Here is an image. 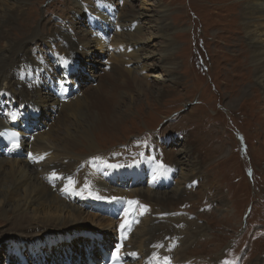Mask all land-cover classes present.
I'll list each match as a JSON object with an SVG mask.
<instances>
[{
	"label": "rangeland",
	"instance_id": "374dc122",
	"mask_svg": "<svg viewBox=\"0 0 264 264\" xmlns=\"http://www.w3.org/2000/svg\"><path fill=\"white\" fill-rule=\"evenodd\" d=\"M6 1L8 5L12 0ZM1 2L4 4L3 0ZM243 2L244 0H89L87 2L84 0H28L26 6H23L25 12L22 11V17L12 28L10 24L3 26V30L7 31L4 36L0 35V50L3 51L5 42L12 39H19L22 42L27 35H32L27 25L34 26L33 36L37 33L43 36L41 34H44L46 30L51 32L58 28L70 31L66 25L71 21L74 22V18H69V20L66 16L73 14L76 8L79 9V15L82 14V20L86 14L85 28L91 30L94 35L101 33L105 41L110 40L109 36L105 35L107 33L123 36V39L121 38L123 41L107 49L97 46L93 40L95 38H92V41L89 39L92 37L90 35L86 39L90 40L91 48L89 45V49L79 46L80 51L92 50L97 54L96 64L101 67V70L106 71L102 75V78L106 80L105 83L98 85L99 81L87 70L85 76H88V82L93 86L82 88V80L76 77L80 65H74V63L72 65L67 60H65L66 66L69 65L70 69L65 70L64 73L57 69V73L70 87L68 100L80 92L81 104L75 116L70 117L71 114L67 116L70 117L69 123L58 124L60 126L57 128L56 135L60 134L58 139L65 140L62 133L64 125H67L65 130L68 128L69 133H75L78 137L84 136L81 140H85L84 143L87 146L91 144L94 151L86 150L85 145L80 143L81 140L76 143L75 148L81 151L76 157L86 158V160L95 153H106L121 143L127 142L134 145L139 136L148 140L146 133L152 131L156 132L152 143L157 153L160 144L156 141L158 138L156 135H159V138L168 135L171 137V141L162 143V147L167 150L165 153L172 150L173 155H161L165 160H170L172 156L178 160L177 167L171 165L175 175L169 188L176 186V180L179 178L181 180L187 178L185 175L188 169V172L194 176L195 171H199L200 168L192 189L187 187L189 188L188 195H193V200L188 204L190 208L186 207L192 210L191 212H195L198 217L191 219L187 213L184 214L190 223L194 220L199 226L195 223L188 225L184 220H180L186 224L184 228L188 233H184V241L187 242L180 243L174 251V261L179 258H175L177 252L181 254L184 250L181 255L183 260L195 258L203 263L213 264L223 257L222 251L230 247V239L235 237L240 242L238 250L244 249L246 254L242 259V264H264V202H262L264 200V74H254L255 62L249 57L253 45L256 43L264 45V19L260 20L259 29L252 26L255 31H244L240 25L243 19H240L238 15ZM94 9L96 10L93 11ZM243 10L246 9L243 8ZM116 17L121 20H117ZM79 18L80 16H77L76 20ZM160 20L164 28L160 27ZM248 21L249 19H246L244 22ZM75 27L79 28L76 24ZM98 29H101L100 33L96 31ZM121 31L124 32L121 33ZM69 38L74 44L80 41L74 32L69 35ZM56 49L58 48L54 46H46L39 51L41 57L36 68L40 70L38 80L43 85L48 82V72L45 73L44 70L46 68L49 71L56 69L55 65L58 60L52 54ZM57 51L61 54V48ZM121 51L123 54L120 53ZM115 53L118 55H115L114 59L112 57ZM3 54H7V51ZM71 60L74 61V58ZM121 65L125 70L115 69V66ZM111 69L112 74L106 76ZM44 95L45 102L52 101L49 93ZM91 97L94 98L90 102ZM98 101L101 108H94L93 104ZM34 107L37 114L41 116L43 124L51 120L56 122L58 116L62 117V110L61 113L57 112L59 115H55L54 119H48L44 116V112L50 110L52 115L56 113L55 109L48 108V106L42 107L39 103ZM108 107L110 109L105 113L104 109ZM106 114L108 117L104 116ZM34 122L31 128H27L28 135L32 134L33 128H38L37 118ZM20 131L22 133L25 129L21 127ZM27 137H24L25 141L28 140ZM198 139L201 142L194 144L199 141ZM31 140L32 138L29 141ZM151 140L152 138L149 139L148 144H151ZM191 141L193 142L192 147H195L192 153L189 152ZM43 142L49 145L48 142ZM22 146L23 149L24 142ZM184 148L188 150V155L194 157L196 166L193 165V160L186 155L181 158V151L183 152ZM23 151L25 155L27 149ZM90 151L92 152L89 153ZM70 155L75 156L73 152H69L67 160ZM39 156L42 160L51 159L47 155ZM157 157L161 158L159 151ZM55 161L53 165L48 166V169L57 165V160ZM102 179H110V175L106 172L99 174V180ZM125 181L129 180H116L115 182L123 185ZM106 182L113 185L110 180ZM180 185L183 187L185 183L183 186L182 183ZM15 186L19 188L20 196L24 197L26 186L20 189L19 182L15 183ZM35 186L37 191L42 190L48 195L53 194L48 192L50 190L48 187ZM116 188L120 191L125 190V187ZM132 188L127 187L126 191ZM53 195L61 201L65 200V196L68 198L66 192L61 193V197L58 194ZM36 197L33 191L30 198L35 199ZM222 198L224 201H221ZM41 201L44 203L43 199ZM88 201H85L84 206L89 203ZM12 204L5 207L8 212L0 214V242L3 246L16 245L20 237L38 233L39 231L34 229L37 230L39 226L44 234H49L50 229L56 228V232L60 235L76 232L78 238V235L87 237L92 233V236L98 239L97 237L103 234V237L108 236V245L115 241L114 231H112L113 223L110 224L113 220L103 215L105 213L98 211L103 208L97 205L93 207L94 205L89 203L92 210L87 206H80L85 211L93 213L95 215L93 218L78 217L71 223L69 220L74 217L65 212L59 215V218L44 217L45 220L34 218L33 221L37 224L32 227L33 224L27 223L29 217L27 220L20 221L19 217L13 216L10 212ZM35 205L27 204L23 208L30 211L35 208ZM164 205V207H169L167 208L169 211L180 209L179 205L175 206L174 202ZM204 206L207 208L206 211L201 210ZM248 208L250 211L247 214L246 223L242 224L243 214ZM145 210L141 212L145 213ZM48 211L45 210L46 213ZM147 211H151L149 215L153 217L154 214L160 213L152 209ZM173 213V217L180 218L176 211ZM41 215L42 213H39L36 217H43ZM62 228L65 229L62 230ZM148 231L147 225L137 223L129 246L136 247L139 238L146 237ZM15 232L17 234L13 236ZM189 232L194 235L192 239L187 235ZM11 238L18 241L11 243L8 241ZM163 242H168L167 237H163ZM92 243V241L76 243L78 248L71 247V251L75 250V252L69 255H75L78 260L82 259L85 254L94 249ZM2 244H0V264H37L38 261L39 264L43 257L41 253H35L33 250L35 247L31 245L30 250L28 247L23 249L15 247L10 253L7 252L10 249L3 247ZM97 245L95 243L98 249ZM241 245L245 247L241 248ZM57 250L53 258V254L49 253V255L45 254L42 260H45L47 264H51V260H57L59 264L69 256L66 254V250L69 249L60 247ZM20 254L23 255L20 257L21 261L16 260ZM138 260L136 257L132 260L134 262L132 264L137 263Z\"/></svg>",
	"mask_w": 264,
	"mask_h": 264
},
{
	"label": "bare ground",
	"instance_id": "6f19581e",
	"mask_svg": "<svg viewBox=\"0 0 264 264\" xmlns=\"http://www.w3.org/2000/svg\"><path fill=\"white\" fill-rule=\"evenodd\" d=\"M3 1H4V4L0 0V35L4 36L5 31H7V30H5V29L3 30V26H6L7 24H10L11 28L14 26L16 21L20 17H22L21 16L22 11L25 12V7H23V6H26V3L28 0H12L11 3H9L8 5H7L6 0H3ZM84 1L87 2L89 0H84ZM254 2H257L258 4H255ZM83 4H84V2H83ZM87 5H88V3H87ZM16 8H19L20 10L16 11L15 10ZM243 8L246 10H243ZM78 10L75 8V11L73 12V14L66 16V18H68V19L74 18V22L71 21V22L67 23L68 25H66L68 28H70L69 29L70 31H66L63 28H58V30L51 31V32L49 30L48 31L44 30L45 31L44 34H41L43 36H39V34L37 32H36L37 35L33 36V33L35 34V29L33 28L34 26L30 22L29 24H31V25H27L28 26L27 29H28V31H30L32 33V35H27L26 39L22 42L19 39L13 40L11 38L12 40H10L9 42H5V44L3 45L4 46L3 51L0 50L2 52L1 54H3L4 51H7V54H3V55L0 54L1 55L0 56V130H1V128H10V129H15V130H21V127H23L25 129V131L22 132V134L28 136V138H32L31 141H29V140L24 141V147L27 149V152L30 153L28 157L19 156L18 155L19 153L15 154L14 156H11V157L5 156L3 154V152L1 154V158H0V206H1L0 207V214H2V213L4 214V213L8 212L7 210H5V207L6 206L8 207V205H11V203H13L11 206L12 211H10L11 213H13V216L19 217L20 221L25 220V219L27 220V218L29 217V219L27 220V223L30 225L33 224L32 227H34L37 224L35 221H33L34 218H38L41 220H45L44 217H49V218H56L57 217V218H59L58 216L65 213V212L68 215H70L71 217H74V218H72V220H69V221H71V223L76 221L78 219V217L93 218L95 216L93 213H89L88 211H85L84 209H82L80 207V204L78 202H76L75 199L70 198V196H69L70 190H68V192L66 191V193H68V195H67L68 198H66V196H65L64 201H61V200L57 199L56 197H54L53 194H58L59 197H61L60 194L65 192V191L61 190V183H62L63 177L62 176L59 177V175H61L58 173L59 171H62V173L68 172L71 174H75L78 177L82 176V178H83L82 182H85L83 185L86 184L87 187H90V185L93 186L95 192H97L98 194H101L103 196L104 199L89 198V200L92 201L95 205L102 207L104 209V211L111 212V210H112L113 203H112V201L109 200V197H113L116 195H122L123 197H125L126 195H128V193H123L122 192L123 190L120 191L115 186L108 184L106 182V180H105V182H102L99 179H97L96 177L92 176V178L90 177L91 182L88 181V179H86V181H85V178L83 177L84 171L90 170L91 167L93 166V163H92L91 159L86 160V158H84V159H81L80 157L77 158L76 155H78V153L81 151H78V149L75 148L77 145L76 143L78 141H80L82 139V137L84 139V136L78 137L75 133L74 134L69 133L68 128H66V130H65V127L67 125H64L65 127H64V130L62 133V136L65 137V140L58 139L59 136H61L60 134L56 135L57 128L60 126L58 124L61 122L62 123H65V122L69 123V120H70L69 118L75 116V113L79 110V107L81 104V99H80L81 93L78 92V94L73 95L74 97L72 96L71 99L65 101V99H67V97H69L70 89H67V90H69L68 94L63 98L62 103L57 101L56 98L55 99L51 98L52 101L48 100L49 102H45L46 100L44 99V96H45L44 94L49 93L51 96H53L54 91L48 87L40 88V85L38 83V78H37L38 70H37L36 66L38 64L39 58L41 57L39 51L42 48L44 49L46 46H49V47L54 46V48H58L56 50H59L61 48V55L62 56L56 55L55 51L52 53V54H54L53 56H55L56 59L58 60V63H56V65H55L56 68H58L61 65L62 61H65V60L69 61L73 58H74V61L72 63H74L75 65H80V68L78 69L76 77L79 80H82V84H81L82 88L93 86L92 84H90L88 82V76H85V71H87V70H89L91 75L94 76V78L99 81L98 82L99 84L97 83L98 85H100L102 82L103 83L106 82V80L102 78L103 77L102 75L105 74L106 71L104 72V70H101V67L96 64L98 62L97 54L93 53L92 50H89L87 52L84 50L80 51L79 46H82L81 48H88V49H89V47L91 48V45L89 42L90 40L87 41V39H86L88 37V35H90L92 37L89 39H91V41H92V38H95L93 40L96 42L97 46H101L102 49L103 48L107 49L108 47L114 46V45H116V43H119L123 39L122 38L123 36L121 34L119 35L116 33H114V35H110L107 33L105 35L106 36L108 35L110 40L105 41L104 40L105 38L103 39L100 35L101 29L96 30L97 32L100 33L99 35H97V36H96V34L94 35L91 30L89 31L88 29L85 28L84 21H85L86 14H84V20H82V14L79 15ZM95 10L96 9H94L93 11H95ZM124 13H122V14H124ZM238 15H239L240 19H243V21H241L240 25H241V27L244 28V31L249 30V32H251V31L253 32V31H255L256 27H258V29H259V27L261 25L260 20L264 19V0H261V1L260 0H244L243 4H241L240 9L238 10ZM77 16H80V18L78 20H76ZM246 19H249V21L244 22ZM117 20L120 21L121 18L120 19L117 18ZM102 21L104 22V20H102ZM159 22L161 25L160 27L164 28L163 23L161 24L162 20H160ZM75 24L77 26H79V28L75 27ZM30 26L32 28H30ZM40 26H41V24H40ZM252 26L255 27L254 30L252 29ZM101 28H102V26H101ZM41 29H42V27H41ZM22 31H23V29H22ZM73 32L76 33L80 39L78 44H74L71 41V39L69 38V35L72 34ZM122 32H124V31H121V33ZM83 36H84V38H83ZM252 38H254V36ZM28 40H31V41H28ZM88 45H89V47H88ZM50 50H51V48H50ZM47 51H49V49ZM8 53H10V55H8ZM120 53L123 54L122 51ZM4 55H6V56H4ZM115 55H118V53L113 54L112 58L115 59ZM249 57H250V59H252L255 62L254 70H253L254 74H256V75L261 74V73L264 74V45L261 46V45H258V43H256V45H253L251 47L250 52H249ZM127 59H129V58H127ZM123 65L115 66V69L125 70L123 68ZM66 68H69V67H66ZM83 68H84V70H83ZM75 71H77V69ZM114 71H116V70H114ZM41 74H43V73H41ZM109 74H112V69H111L110 73L106 74V76ZM129 77L132 78V76H130V75H129ZM123 81L124 80H122V82ZM104 86H106V84ZM104 86L102 85V87H104ZM56 87H58V85ZM43 91H45V92H43ZM97 91H99V90H97ZM101 93H103V92H101ZM85 94H87V93H85ZM86 97L87 96H85V98ZM111 97H112V95H111ZM93 98L94 97H91L89 99V101L91 102V99H93ZM37 103H39L40 106H42V107L48 106V108L55 109L56 113L54 114L52 112L53 113L52 115H51L50 110L44 112V116L47 117L48 119H54L53 117L55 115H59V114H57V112L61 113V110H62V115H61L62 117L58 116L56 122L51 120L50 122L43 124L41 116L38 115L37 112L35 111L34 105ZM93 105H94V108H98V107L101 108L99 101H98V103L95 102ZM49 106H52V107H49ZM109 109H110V107L105 108L104 109L105 113ZM5 112H7V113H5ZM68 115H70L69 118L67 117ZM13 116L15 118H13ZM98 116H100V115H98ZM104 116H107V114ZM35 118H37V120H38V122H37L38 128L37 127L33 128L32 134L28 135L27 128H29V127L31 128V126L28 125L27 123H34L35 124V122H34ZM16 126L20 127V129H17ZM46 127H48V129H45ZM37 129H39V130L37 131ZM33 132L36 134H35V136L32 137L31 135H33ZM172 133H174V132H172ZM207 137H208V135L206 136V138ZM184 138L187 139L186 137H184ZM38 141H40V142H38ZM43 141L48 142L49 145H47ZM84 141L85 140H81L80 143L85 145ZM187 141H189V140L187 139ZM200 142L201 141L199 140L198 142H195L194 144L200 143ZM86 143H87V141H86ZM202 143H203V141H202ZM159 144H160L159 145L160 149H158V148L157 149L159 151L160 157L163 154H168V155L172 154V150H168V152L165 153V151H167V150L162 147L161 142H159ZM169 144H171V143H169ZM189 146H191L189 152L192 153V149L195 148V147H192L193 142L190 143ZM0 147L3 148L1 143H0ZM85 147H86L85 149L88 151L91 149H92V151H94V149L91 147V144L88 146L85 145ZM85 149H83V150H85ZM196 149H198V148H196ZM92 151H90L89 153H91ZM187 151L188 150L186 148H184L183 152L181 151V153H182L181 158H183V156L186 155L188 158L193 160L192 162H194V157H191L190 155H188ZM69 152H73L75 154V156L70 155L69 160H67V155L69 154ZM39 155H47V157L50 156L51 159L47 158L46 160H42V158ZM159 159L161 160L162 157ZM55 160H57V165L55 167H50V169H48V166L53 165L56 162ZM162 160H164L167 164L174 165L177 167L178 160H177V158H175V156H172L170 158V160L169 159L168 160L162 159ZM201 160L203 161L202 157H201ZM179 161H181V160H179ZM193 165L196 166L197 163L194 162ZM193 165L191 164V166H193ZM121 167L122 166L118 165V164L117 165H110V167L108 168V170H109L108 174L111 176V178H114V176L117 178L119 176L122 177V174H123V176L131 177L132 182L135 181V182H137L138 185L133 187L131 190H129L131 192L130 195L131 196H134V195L139 196L141 199L140 198L139 199L130 198V202H138L139 205H138V203H129L130 205L127 206L128 210L126 211V214H130V215L126 218L117 220V222L113 224V230L112 231H114L113 232L114 236L116 235V237H117V235H118L120 239H125L126 245H129V241L131 242V237H133V235H134L133 233L135 231L137 223H143V225H147L148 229H149L146 237L143 236V237L139 238V240H138L139 242H137L136 247L135 246H133V247L129 246V248H128V252L130 253L129 256L122 255V253H120V252L118 253V255L121 254L120 256H122L124 258L125 264H128V263L132 264L133 259H135L136 257H142V255H141L142 251L148 250L149 249L148 245L151 244L156 239H161V241L163 242V237H170V235H173L174 237L181 236V238L178 241L183 244L185 242L184 241V235H185L184 233L187 232L186 229L184 228V227H186V224H183L181 228L175 229L172 227V222L173 221L178 222L180 220H184L188 225H190V224L193 225L195 223L196 226H199L198 223L194 222V220L191 221V223H190V221L187 220V217L181 216L180 218H175V217H173V215H171V217L167 218L166 220H165V218H162V217L154 218L152 215H147V214H145V216L142 218L143 212H141V211L143 209H146V210L152 209V210H157L160 213H166L169 211V210H167V208H169V207H164L165 206L164 204H170L171 202H174L175 206L181 205V204H190L191 200H193V195L192 196L188 195L189 188H187V187H190L192 185V183H194L196 181V177L198 176L197 172L198 173L200 172V168H199V171H195L194 176H192V173L188 172L189 169L187 168L188 170H187V173L185 175V177H187V178L184 177L185 179H182V180L179 178L178 180H176V186L174 185L172 188L168 187L169 188L168 189V188H166L167 186L164 185L162 187L152 189V188H150V186L144 187L143 183L139 182V180L137 179V175L133 174L131 170H129V169L124 170V168H121ZM194 170H195V168H194ZM116 172H118L119 175L116 174ZM112 173H114V175ZM174 175H175V173H174ZM173 176L171 174V179L173 178ZM185 180H186V182H185ZM17 182H19V184H20V189L22 188V186H23V188L25 186L27 188V189H25L26 193L23 194V195H25L24 197L20 196L21 192L19 191V188H17L15 186V183H17ZM180 183H182V186L184 183H185V185L183 187H180L181 186ZM35 185L48 187V188H50V190H48V192H52L53 194L48 195V194H46L47 192H44L42 190L37 191V187ZM39 188H41V187H39ZM53 188L56 191L52 190ZM210 190H212V189H210ZM33 191L37 195V197L35 199H33L34 197L32 199L30 198L31 193ZM41 199H43L44 203L41 201ZM149 199H151L155 202L152 203V201ZM10 201H11V203H10ZM221 201H224L223 198ZM81 202H83V201H81ZM199 203H201V202H199ZM27 204L28 205L36 204V205H35L34 209L29 211V210H27V208H23ZM140 204H141V206H140ZM95 205L93 207H95ZM175 206H173V207H175ZM45 210H49L48 213H46ZM53 210H55V211H53ZM113 212L116 215L115 211H113ZM39 213H42L41 216H43V217H36V215ZM96 216H98V215H96ZM98 217H100V216H98ZM46 219H48V218H46ZM112 223H113V221L110 224H112ZM140 226H142V225H140ZM63 229H65V228H62V230ZM34 230L39 231V232L35 233V234L26 235V237H20L19 241L16 240L15 238H11L8 240V241H11V243L13 241H18V243H16V245L6 244V246H3L2 242H0V244H2V246L5 248H9L10 250H7V252H10V253L12 250L15 249V247H17L19 249H23V248L28 247V249L30 250L31 249L30 245H31L32 247H35V249H33V250H35V253H38V254L41 253V255H43V257L41 258L40 264H45V263L47 264V262L45 260H42L45 257V254L49 255V253H51V254H53V256H52V258H53L54 254L58 251L57 249L60 247H62L63 249H69V250H66L67 255L73 254V252H75V250L71 251V247L74 246V247L78 248L77 245L79 243H82V242L85 243V242H89V241H92L93 242L92 244L94 245L93 250H90V251L88 250L90 255H93L94 258H96V257L100 258L99 248L98 249L96 248L95 243H96V245L98 243H100L101 245H105V244H107V241H109V240H107L108 236L103 237L102 236L103 234L101 236H99L98 239L94 238L92 236V233L87 237H85L83 235H78L79 237L77 238L76 232L75 233L68 232L65 235H60L56 232V228L50 229V230L48 229L49 234L48 233L44 234V231H41L40 226L37 230L36 229H34ZM34 230H32V231H34ZM45 232H46V230H45ZM168 232H171L172 234L170 233V235H169ZM15 234H17V232H15L13 234V236ZM71 234H73V236ZM192 234L193 233H191V232H189V234H187L188 236H190L189 237L190 239H192L194 237V235H192ZM101 237H102V240H101ZM76 243H78V244H76ZM35 244H36V246H35ZM109 245H110V243H109ZM43 246L46 249L43 248ZM51 246H52V248H51ZM252 247H253V245H252ZM156 248H159V247H156ZM25 251L27 252V249ZM134 251L136 252V254ZM159 251H160V253H162L161 251H164V249L159 248ZM183 252H184V250L181 252V254L179 252H177V256H175V258L179 257L177 259V261L187 260V259H185V260L182 259L183 256H181V255ZM24 254H26V253L24 252ZM163 254H168V253H163ZM22 256H23L22 254H20L18 256L20 261H21L20 257H22ZM81 256L83 257V255H81ZM18 257L16 258V260H18ZM77 261L78 262H76V263L79 264V260H77ZM162 261L164 262L163 259H162ZM141 262H142V260L139 259L138 262L135 264H141Z\"/></svg>",
	"mask_w": 264,
	"mask_h": 264
},
{
	"label": "snow or ice",
	"instance_id": "6c2138e0",
	"mask_svg": "<svg viewBox=\"0 0 264 264\" xmlns=\"http://www.w3.org/2000/svg\"><path fill=\"white\" fill-rule=\"evenodd\" d=\"M13 118H15V117L13 116ZM0 135H3V133H0ZM12 136H13V137H17L18 134H17V133H12ZM13 146H14V147H18L19 145H18V143H15V142H14ZM161 167H163V165H161ZM129 203H138V202H129ZM118 253H119V249H117V254H114L113 264H118V262H119V256H118Z\"/></svg>",
	"mask_w": 264,
	"mask_h": 264
}]
</instances>
